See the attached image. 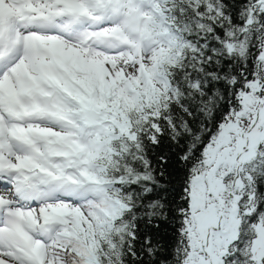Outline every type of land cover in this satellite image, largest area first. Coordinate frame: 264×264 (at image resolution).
I'll return each mask as SVG.
<instances>
[{
    "label": "snow or ice",
    "instance_id": "snow-or-ice-1",
    "mask_svg": "<svg viewBox=\"0 0 264 264\" xmlns=\"http://www.w3.org/2000/svg\"><path fill=\"white\" fill-rule=\"evenodd\" d=\"M0 264H264V0H0Z\"/></svg>",
    "mask_w": 264,
    "mask_h": 264
}]
</instances>
